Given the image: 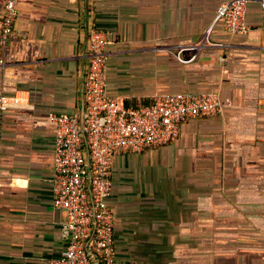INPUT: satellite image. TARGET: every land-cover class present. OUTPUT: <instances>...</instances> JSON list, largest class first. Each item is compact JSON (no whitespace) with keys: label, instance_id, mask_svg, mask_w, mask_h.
<instances>
[{"label":"crops","instance_id":"0c3cea01","mask_svg":"<svg viewBox=\"0 0 264 264\" xmlns=\"http://www.w3.org/2000/svg\"><path fill=\"white\" fill-rule=\"evenodd\" d=\"M223 1L17 0L0 51V94L18 101L0 114V264H44L65 249L47 114L82 122L89 27L110 35L106 89L122 105L171 92L231 103L184 120L163 146L114 158L113 264H264V33L253 0L246 32L217 23L206 35Z\"/></svg>","mask_w":264,"mask_h":264},{"label":"built area","instance_id":"2783aa9c","mask_svg":"<svg viewBox=\"0 0 264 264\" xmlns=\"http://www.w3.org/2000/svg\"><path fill=\"white\" fill-rule=\"evenodd\" d=\"M251 1L225 0L219 4L206 35L217 23L231 34L246 32V7ZM254 1L259 5L264 33V0ZM16 3L6 0L4 4L0 25L3 56L18 15ZM110 43L107 31L87 29L82 122L76 113L47 114L54 127L52 205L64 211L66 219L62 223L65 249L44 264H113L114 215L108 199L114 158L163 146L178 138L184 120L211 117L231 105L229 99L223 100L216 93L191 92L156 94L145 106L122 105L106 89ZM17 102L15 97L0 94V114Z\"/></svg>","mask_w":264,"mask_h":264}]
</instances>
